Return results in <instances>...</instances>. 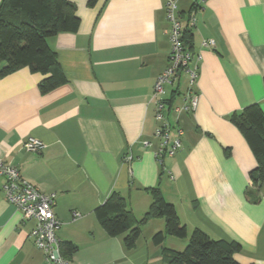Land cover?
Segmentation results:
<instances>
[{"label": "crops", "instance_id": "1", "mask_svg": "<svg viewBox=\"0 0 264 264\" xmlns=\"http://www.w3.org/2000/svg\"><path fill=\"white\" fill-rule=\"evenodd\" d=\"M68 1L76 7L78 29L47 38L66 81L41 92L43 75L27 66L0 76V160L54 194L56 237L76 246L69 264H165L162 247H184L187 238L170 235L161 245L152 243V234L164 229L162 217L140 226L132 249L96 220L94 208L112 191L139 219L151 187L174 205L188 232L196 227L213 239L237 242L238 264H264V183L251 186L256 160L229 119L253 102L264 112V0H205L197 9L191 42L201 55L195 83L200 97L193 112L176 115L187 74L164 85L166 99L176 91L164 111L169 144L178 127L181 146L161 161L154 135L161 123L151 92L170 50L165 0ZM190 5L179 0L178 11L185 16ZM204 39L214 46L203 47ZM29 136L44 147L25 151ZM3 183L0 174V264H42L31 237L35 221L23 220L5 198Z\"/></svg>", "mask_w": 264, "mask_h": 264}, {"label": "trees", "instance_id": "2", "mask_svg": "<svg viewBox=\"0 0 264 264\" xmlns=\"http://www.w3.org/2000/svg\"><path fill=\"white\" fill-rule=\"evenodd\" d=\"M94 2L88 0V5ZM78 26L76 7L68 0H1L0 63L6 66L0 68V76L27 66L31 72L43 75L38 84L41 92L64 83L66 78L47 38L59 32H75ZM191 38V29L185 27L182 39L193 51ZM174 94L176 91L164 99L169 107ZM229 119L242 134L256 160L255 167L249 171V181L257 188L264 183V112L258 103L253 102L232 112ZM146 190L151 195V202L139 219L133 216L126 199L117 191L110 192L94 208L96 220L109 236L123 235L125 247L132 249L140 235V226L151 218L162 217L164 229L152 234L153 244L161 245L166 235L187 238L182 250L162 247L161 251L167 257L165 264H238L233 258V254L240 250L237 242L213 239L196 227L188 232L174 205L165 200L160 188ZM59 249L68 259L76 246L71 242H59Z\"/></svg>", "mask_w": 264, "mask_h": 264}, {"label": "built area", "instance_id": "3", "mask_svg": "<svg viewBox=\"0 0 264 264\" xmlns=\"http://www.w3.org/2000/svg\"><path fill=\"white\" fill-rule=\"evenodd\" d=\"M178 1H164L170 50L167 66L157 75L151 92V100L155 106V118L161 123L154 132L155 137L159 140L158 148L155 151V156L159 161L165 156H173L181 146L179 139L181 130L178 127L175 128V137L169 144L171 128L168 117L164 113L166 108L164 85L176 84L182 72L187 74L184 104L173 108L176 115L186 109L193 112L200 97V93L195 89V83L201 55L199 52L187 48L182 34L185 27L190 29L194 27L195 13L205 0H191L190 9L185 16L178 11ZM201 45L211 48L214 46V41L213 39H204ZM144 144L147 145L146 142ZM43 147L44 143L34 136L27 137L22 144V148L27 152H38ZM131 157L130 154H127L125 160L130 161ZM0 174L4 177L1 189L5 198L17 207L23 220L33 219L35 221L31 237L35 246L43 253L42 264H69L68 259L60 253L59 241L55 234L59 221L53 210L54 194H46L23 179L18 169L10 162L0 160Z\"/></svg>", "mask_w": 264, "mask_h": 264}, {"label": "rangeland", "instance_id": "4", "mask_svg": "<svg viewBox=\"0 0 264 264\" xmlns=\"http://www.w3.org/2000/svg\"><path fill=\"white\" fill-rule=\"evenodd\" d=\"M175 239V238H174ZM184 247H181V249H179V250H182ZM83 264V263H82Z\"/></svg>", "mask_w": 264, "mask_h": 264}, {"label": "bare ground", "instance_id": "5", "mask_svg": "<svg viewBox=\"0 0 264 264\" xmlns=\"http://www.w3.org/2000/svg\"><path fill=\"white\" fill-rule=\"evenodd\" d=\"M168 107H169V105H168ZM170 108V107H169Z\"/></svg>", "mask_w": 264, "mask_h": 264}, {"label": "water", "instance_id": "6", "mask_svg": "<svg viewBox=\"0 0 264 264\" xmlns=\"http://www.w3.org/2000/svg\"><path fill=\"white\" fill-rule=\"evenodd\" d=\"M4 66H6V64Z\"/></svg>", "mask_w": 264, "mask_h": 264}]
</instances>
